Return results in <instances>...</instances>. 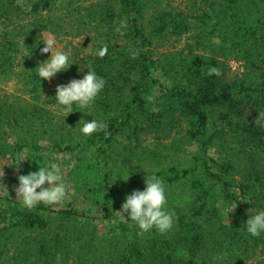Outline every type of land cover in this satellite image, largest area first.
Wrapping results in <instances>:
<instances>
[{"label":"trees","instance_id":"obj_1","mask_svg":"<svg viewBox=\"0 0 264 264\" xmlns=\"http://www.w3.org/2000/svg\"><path fill=\"white\" fill-rule=\"evenodd\" d=\"M60 1L27 0L32 10L26 13L16 0H0V23L8 30L1 34L0 73L16 74L33 101L0 103V158L19 162L21 175L67 158L73 200L63 209L41 203L30 211L0 197V264H57L58 253L60 264H244L264 254V232L252 237L245 227L250 215L264 210V127L255 124L264 111V0H191L193 15L158 9L165 0H99L81 20V28L95 26L103 38L83 74L94 70L106 85L90 110L74 104L57 121L49 116L47 80L36 67L45 56L44 34L64 30L50 16ZM121 21L126 27L117 32ZM187 35L195 39L187 54L155 55L162 42ZM231 59L244 64L234 79ZM212 66L222 75L207 76ZM154 90L153 105L145 98ZM81 119L102 120L108 128L84 136ZM181 119L197 146L192 162L148 175L156 174L165 192L186 205L170 207L176 215L171 232L141 235L130 216L124 214V223L117 211L131 186L143 191L146 185L118 150L145 151L148 137L169 138ZM183 190L187 195L178 196ZM231 209L235 218L228 222ZM100 225L107 227L103 236Z\"/></svg>","mask_w":264,"mask_h":264},{"label":"rangeland","instance_id":"obj_2","mask_svg":"<svg viewBox=\"0 0 264 264\" xmlns=\"http://www.w3.org/2000/svg\"><path fill=\"white\" fill-rule=\"evenodd\" d=\"M99 0H61L57 7L54 9L50 16L55 23L60 19L62 21V26L64 30L59 31L55 34V30L48 31L44 34V38L47 34H54L57 40V48L68 53L70 63L69 69L67 71H62L57 73L51 81H47L46 91L44 95V103L48 109L49 116L52 119L60 121L64 116L62 113L61 106L56 102L55 91L57 85L67 84L72 79H82L84 74L83 71L88 63V60L91 56L95 55V51L103 39L98 31H96L95 26H90L88 29L81 28V20L86 14V10L92 8L96 5ZM158 9H167L174 12H180L187 15H193L194 6L191 0H165L163 4L158 7ZM203 9L198 6L196 10ZM8 30L0 23V40L2 39L1 34H6ZM195 39L192 35L184 36L183 38H170L160 44V46L155 47V55L161 57L164 55H176L178 53L187 54L190 51L191 45H194ZM190 46V47H189ZM195 50H197L195 48ZM51 53H45V56L41 59V63L49 59ZM21 60V58H20ZM17 61V66L15 72L17 73L21 69L22 61ZM229 71L228 75L230 79L239 77L244 72V64L238 60L231 59L228 61ZM77 71V74L75 72ZM14 72V73H15ZM69 75L67 78L65 75ZM9 101L12 104H23L33 102L31 97L28 95L24 85L18 81L16 74H11L10 76L2 75L0 73V103ZM249 116L254 114L253 111H248ZM188 121L186 119L179 120L176 125L172 136L164 140H158L154 137H148L142 148L145 151L136 149L135 154H131L130 150L124 151L123 145L120 146L118 150L119 153L125 154L126 157H130L133 161L131 170H135L137 173L136 176L141 180L142 185L145 184V176L153 170H158L160 168H169L177 167L180 169L186 168L191 162L197 152V146L193 144L188 136ZM1 134V133H0ZM5 136V135H3ZM14 141V140H13ZM44 146H47L46 143L41 142ZM125 144V142H123ZM217 149L211 151L213 156L218 155ZM123 158L120 157L122 161ZM123 159V160H124ZM20 160V159H19ZM62 171L63 181L68 185V175L70 172V167L67 164V158L59 156L55 161ZM4 171V176L0 179V197H5L12 200L20 205L21 202L16 199L15 188L19 186V183L16 182V178L21 175L20 163L10 158H0V170ZM139 183V180H137ZM139 185V184H138ZM131 186L130 191L134 189L139 190V186ZM45 187L48 185L45 184ZM133 187V188H132ZM39 191V189L37 190ZM173 192H166L167 196V205L166 209H173V206H179L185 203H182L180 198L177 196L173 197ZM180 197L187 195L186 191L183 190L178 192ZM178 199L175 203L170 201V198ZM72 196L70 195L65 201L58 205H52L55 209H63L64 206L72 202ZM77 206L82 207L78 203ZM169 206V207H167ZM173 211V210H172ZM229 216H227L228 222L234 221L233 212L230 210L227 211ZM107 231L105 225L99 226V233L103 234ZM264 261V254L260 251L253 254L252 258L249 259L244 264H259Z\"/></svg>","mask_w":264,"mask_h":264},{"label":"clouds","instance_id":"obj_3","mask_svg":"<svg viewBox=\"0 0 264 264\" xmlns=\"http://www.w3.org/2000/svg\"><path fill=\"white\" fill-rule=\"evenodd\" d=\"M16 4L26 13H30L32 10V4L28 3L27 0H16ZM122 27H126L125 21L120 22V27L116 31L120 32ZM42 41L45 47L40 49L41 54L51 53V56L40 63L36 70L40 79L51 81L57 73L67 71L74 62L70 63L68 53L57 48V40L54 34H47ZM24 46L26 45L23 40L22 47ZM107 51L108 47L105 44L96 54L103 58ZM31 54L24 48V57H30ZM138 55L139 52L135 51L131 54V58L135 59ZM205 74L207 76H221L222 72L219 68L212 66L207 69ZM105 85L106 81L104 78L98 76L94 70H88L82 79H72L67 84L57 85L55 99L61 106L63 115L67 117L73 112L74 104L80 109L90 110ZM156 95L157 93L154 90L145 99L149 104L154 105ZM151 111L159 112L160 109L153 106ZM81 113L90 115V112L81 111ZM79 122H82L80 132L84 136H91L100 131L106 132L108 128L107 123L102 120L92 119L88 122L81 119ZM255 124L256 126L264 127V111H260ZM3 176L4 171L2 168L0 170V179ZM128 178L129 175L124 180L127 181ZM18 181L19 186L15 188L16 199L21 202L22 207L30 211L41 203L48 206L61 204L71 195V189L63 181L61 168L55 162L40 166L39 171L29 172L27 175H19ZM45 184L48 186L45 187ZM145 184L146 187L143 191L134 190L130 195L126 196L125 202L122 204L121 210L117 211V214L122 222L127 223L129 220L124 215L127 213L130 216V221L139 228L141 235L152 230L157 231L161 235H166L172 231L176 220L175 212L166 209V186L156 174H147ZM38 189L39 191H37ZM234 209H231L230 212ZM245 227L247 233L252 237H259L264 232V210L250 215ZM62 259V254L58 253L56 257L57 264H60Z\"/></svg>","mask_w":264,"mask_h":264}]
</instances>
